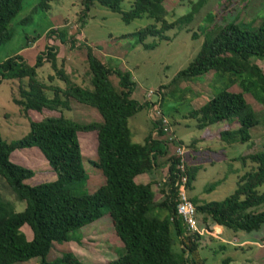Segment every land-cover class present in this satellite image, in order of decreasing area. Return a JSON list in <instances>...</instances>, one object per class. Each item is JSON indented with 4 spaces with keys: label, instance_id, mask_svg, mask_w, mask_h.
<instances>
[{
    "label": "trees",
    "instance_id": "16d2710c",
    "mask_svg": "<svg viewBox=\"0 0 264 264\" xmlns=\"http://www.w3.org/2000/svg\"><path fill=\"white\" fill-rule=\"evenodd\" d=\"M37 1L36 7L47 11L49 3L55 0ZM123 1L79 0L80 16L84 17L97 4L118 14L124 24L142 17L150 19L151 24L130 36L143 49L151 50L156 44H145L147 38L164 39L165 32L189 23L192 14L208 0H176L191 4V11L172 22L165 20L164 4L168 0H130L129 9L122 12ZM23 2L0 0V46L13 36L10 23L22 9ZM28 21L29 16L18 23ZM54 34L58 39L64 36L57 30L47 31L45 37L49 44ZM68 43L74 44L73 40ZM85 50L89 87H79L65 77L61 66L57 65V51L52 44L34 58L32 66L25 64L20 55L0 63V84L5 80L17 82L16 97L11 101L28 123V132L19 139L5 141L0 136V179L14 201L24 203L23 209L16 212L13 203L0 194V264L32 259H38V264H83L70 251L51 261L46 257L53 243L68 242L71 232L99 220L104 214L108 215L114 234L123 246V253L109 264H206L199 255L201 237L187 234L176 214L174 179L179 159L173 155L168 157L167 191L160 201L154 200L151 184L134 182L137 175L151 174L155 160L167 154V142L158 138L163 135L161 122L152 123V132L141 144L132 143L127 121L149 103L131 98L134 82L129 72L112 69L95 57L90 48ZM255 61L264 64V18L252 31L228 22L205 35L193 60L178 71L168 85L177 88L181 82L212 72L213 81L219 86L213 87L211 98L190 110L187 118L193 119L195 127L203 131L223 123L225 126L216 134L217 140L223 143H248L251 141L249 131L262 119L245 102L243 94L250 95L262 106L264 114V74ZM44 63H48L53 72L47 76V83L36 76V69ZM111 75L117 79L116 87L109 79ZM55 79L64 85L53 84ZM234 85L239 92L228 90ZM71 100L94 109L101 122L78 124L65 119L61 112L69 110ZM43 110L59 115L44 117L41 116ZM35 114L37 117L32 118ZM233 123L236 124L234 129L231 128ZM86 132L96 134V159L89 164L100 171L104 183L92 193L75 195L69 186L85 179L77 133ZM194 142L196 140L191 145ZM32 147L41 153L55 174L53 181L29 186L25 181L33 176V171L10 161L15 150ZM232 161H238L243 168L247 163L250 167L237 176L236 189L231 195L221 201L201 203L187 195L194 206L197 224L216 225L231 232L258 231L264 224V211L252 209L264 205V192L256 190L264 184V149ZM184 167L188 192L199 168L186 164ZM215 185L211 183L206 190ZM24 225L31 232L30 240H26L20 230ZM176 243L180 244L179 251L174 250ZM217 247L224 250L226 246L218 244ZM229 263V258L220 262Z\"/></svg>",
    "mask_w": 264,
    "mask_h": 264
},
{
    "label": "rangeland",
    "instance_id": "374dc122",
    "mask_svg": "<svg viewBox=\"0 0 264 264\" xmlns=\"http://www.w3.org/2000/svg\"><path fill=\"white\" fill-rule=\"evenodd\" d=\"M37 3V0H24L22 9L11 21L13 36L0 46V63L6 58L20 55L25 64L32 66L34 58L52 44L57 51V65L61 66L65 77L79 87H89L85 49L90 48L92 54L108 67L130 73L134 82L131 97L137 102L148 103L145 94L149 90L153 91L149 102L160 114H155L153 117L162 116L167 122L160 124L161 130L163 127L167 130H162L163 135L158 138L168 142V152L174 150L175 146L181 145L184 148V163L199 168L191 184L192 189L187 192L189 198L200 202L221 201L234 192L237 176L248 170L250 165L247 163L243 168L238 161H232L233 158L264 149L263 107L250 95L243 94L245 102L262 120L258 126L249 131L250 142L226 144L216 138L217 130L225 126L223 123L211 125L203 131L195 127L193 119L187 118L188 112L197 109L210 99L213 87L219 86L218 82L216 84L213 81L212 72L192 81L181 82L177 88L168 84L178 71L184 69L193 60L208 32L228 22L235 23L246 31L254 30L264 18V0H208L192 14L189 23L165 32L164 39L147 38L145 44H156L151 50L143 49L135 43V38L130 36L151 24L150 19L142 17L124 24L118 14L111 13L97 4L81 18L79 0H55L49 3L50 7L47 11L37 8ZM130 5V0H124L120 4V11H127ZM190 5L188 2L178 3L176 0H168L164 4L167 12L166 22H172L190 12ZM27 16L30 21L24 24L18 23ZM79 17L84 24L81 25ZM49 30H57L64 36L58 39L54 34L55 37L50 38L49 44L45 37ZM69 40H73L72 46L68 43ZM255 63L264 74V64L261 61ZM49 74L53 72L48 63L36 69L37 79L41 82L47 83ZM109 79L116 87V77L111 75ZM53 84L64 85L57 79ZM228 90L240 91L235 85ZM14 97H16V81H2L0 136L5 141L19 139L28 132L26 118L19 114L18 107L11 101ZM41 114L44 117L59 115L58 112L46 110ZM61 115L78 124L101 122L100 116L94 109L73 100L70 101L69 110L62 111ZM35 117L36 114L32 115V118ZM156 121L160 120L153 121L148 117L147 108L130 117L127 126L131 134V142L141 144L144 137L152 132V123ZM235 127L236 124L233 123L231 128ZM169 137L172 138L170 142L167 140ZM77 140L85 179L71 184L69 189L75 195L89 194L104 183L100 171L89 164L96 159V134L95 132L77 133ZM195 140L196 142L191 145ZM10 161L33 171V176L25 181L29 186L48 183L55 179V174L34 147L15 150L10 155ZM211 183L216 184L215 187L206 190ZM256 190L259 193L264 192V184ZM0 194L13 203L16 212L23 209L24 203L14 201L1 179ZM252 211H264V205L253 208ZM20 230L26 240L31 239V232L27 226H22ZM69 235L71 239L68 242L52 244L47 260H54L61 253L70 251L83 264H109L123 253V246L115 236L107 214ZM200 243L199 255L205 259L206 264H220L225 258L230 259L229 264H264V224L258 231L250 233L223 230L218 237H202ZM218 244H225V249L219 250ZM179 249L180 244L176 243L174 250L179 251ZM16 264H38V259Z\"/></svg>",
    "mask_w": 264,
    "mask_h": 264
},
{
    "label": "built area",
    "instance_id": "2783aa9c",
    "mask_svg": "<svg viewBox=\"0 0 264 264\" xmlns=\"http://www.w3.org/2000/svg\"><path fill=\"white\" fill-rule=\"evenodd\" d=\"M153 94V91L149 90L146 92V97L148 100V107H147V114L148 117L155 121L160 120L162 124H167L166 120L162 116H155V114H159V112L155 108L152 107V104H150L149 99L151 98ZM151 106V107H150ZM163 131H166L167 129L165 127L162 128ZM169 142L172 141V138L169 137L167 139ZM168 145V142H167ZM171 145V144H170ZM183 154H184V148L181 145L175 146L172 155L176 156L179 159V163L176 165V173H175V179H174V187H175V210L176 214L180 219L182 220L184 224V228L187 232V234L190 235H197L199 237H218V235L221 234V231H217L216 225H198L196 221V215H195V209L190 200L187 196V190H186V181L187 177L185 174V167H184V160H183ZM164 178L161 182V186L165 189V192L167 191V186L165 185Z\"/></svg>",
    "mask_w": 264,
    "mask_h": 264
},
{
    "label": "crops",
    "instance_id": "0c3cea01",
    "mask_svg": "<svg viewBox=\"0 0 264 264\" xmlns=\"http://www.w3.org/2000/svg\"><path fill=\"white\" fill-rule=\"evenodd\" d=\"M49 75H51V74H49ZM9 82H11V81H9ZM16 87H17V82H16ZM131 96H132V94H131ZM133 100H135V99H133ZM135 101H137V100H135ZM193 148H192V150H195ZM172 152H173V149H171L170 152H168V150H167V154L165 157L157 158L155 160V167H154L151 174H140V175L135 176V178H134V182L136 184H141V185H144L147 183L151 184V191L154 194V200L156 202L160 201L164 197V194L166 193L165 189L160 184H161L162 180L165 178L167 168H168V161L167 160H168V157L172 154ZM191 189H192V185H191ZM190 190L188 192H190ZM198 202L201 203L200 200ZM163 215H164V213H163ZM216 227L219 228L220 231L224 230L220 226H216Z\"/></svg>",
    "mask_w": 264,
    "mask_h": 264
}]
</instances>
